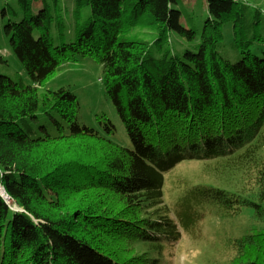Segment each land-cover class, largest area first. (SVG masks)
<instances>
[{
  "label": "trees",
  "instance_id": "trees-1",
  "mask_svg": "<svg viewBox=\"0 0 264 264\" xmlns=\"http://www.w3.org/2000/svg\"><path fill=\"white\" fill-rule=\"evenodd\" d=\"M16 1L22 19L5 29L32 85L0 75V264H164V249L182 240L176 220L198 223L211 210L226 221L244 209L263 227L228 241V264H264L263 169L255 189L200 184L186 192L176 220L166 207L148 216L163 204L165 177L178 165L226 160L242 169L255 161L264 141L263 12L243 0H205L198 51L179 58L169 49L151 52L171 33L195 38L181 24L177 0H76L91 17L74 42L60 46L45 34L35 39L27 27L38 1ZM44 16L45 27L48 9ZM145 30L157 32L154 43L125 38ZM86 58L102 67L132 150L81 124L69 88L40 94L61 66ZM101 119L114 134L108 116ZM63 143L64 151L50 149ZM32 151L37 155L28 156ZM2 189L25 213L10 210ZM90 190L100 191L99 200L67 204L64 195ZM139 242L154 253L129 258V245Z\"/></svg>",
  "mask_w": 264,
  "mask_h": 264
},
{
  "label": "rangeland",
  "instance_id": "rangeland-1",
  "mask_svg": "<svg viewBox=\"0 0 264 264\" xmlns=\"http://www.w3.org/2000/svg\"><path fill=\"white\" fill-rule=\"evenodd\" d=\"M37 1L33 12L35 19L29 21L27 27L35 39L43 37L42 35L45 34L51 38L54 46L74 42L79 35L80 28L91 17L90 8H78L76 0H60L58 3L55 0ZM177 1L178 4L175 8L182 12L181 24L188 30H194L195 38L190 41L187 37L171 33L162 47H158V45L151 47V52L155 55L160 51L164 52L169 49L173 56L182 58L186 51H198L202 29L208 19L207 3L205 0ZM243 1L251 9L261 10L264 17V0ZM43 3L46 4V9L49 10L52 17V20L45 27L43 22L46 9H43ZM21 19L22 14L16 0H0V75L7 76L14 82L32 85L24 66L11 49L9 35L5 29L9 22H20ZM229 31L231 28H226L225 36L227 38ZM133 36H139V39L154 43L157 32L155 30H145L140 33L135 31L133 35H126L125 38ZM225 56L227 59L235 61L233 55L228 51H225ZM102 78L103 69L98 63L90 58L80 59L76 63L61 66L47 84L43 85L40 94H43L44 91L54 92L61 88H69L79 100V121L81 124L94 129L121 147L132 150V142L125 124L107 95L101 82ZM103 114L108 116L115 127V132L112 135H108L104 130L105 122L103 119L100 122L97 120V116ZM1 145H4L3 141ZM68 146L72 147L71 145ZM66 147V143H63L50 149L58 148L64 151ZM256 150L255 161L250 162V165H246L242 169L235 168L234 163L228 164L226 160L191 161L178 165L165 177L163 204L149 210L148 216L156 218L158 217L155 216L156 212L166 207L169 216L176 220L177 214L181 213L180 204L184 203L186 192L193 186L200 184H208L232 192L238 190L244 192L243 187L255 189L256 174L258 171L264 170V141L259 143ZM14 155L23 158L19 153H14ZM36 155L37 153L34 151L28 154L32 157ZM78 192L72 195H64L68 205L72 203V206L76 205L75 207H77V205L90 204L91 200H95L101 194L97 190H90L80 195ZM1 194L4 202L13 213H25V210L14 200H11L3 189ZM107 198L109 197L107 196ZM96 200H99V197ZM203 213L205 215L198 223L186 225V223H180L176 220L180 227L182 240L179 244L164 249L162 255L164 264H228L234 255L228 241L250 234L251 229H258L259 231L263 227L255 223L248 209H244L241 216L228 218L226 221L219 219L214 211L203 210ZM114 249L118 250V247L115 246ZM129 249V258L154 253L146 242L132 243L129 245Z\"/></svg>",
  "mask_w": 264,
  "mask_h": 264
},
{
  "label": "crops",
  "instance_id": "crops-1",
  "mask_svg": "<svg viewBox=\"0 0 264 264\" xmlns=\"http://www.w3.org/2000/svg\"><path fill=\"white\" fill-rule=\"evenodd\" d=\"M43 33V32H42Z\"/></svg>",
  "mask_w": 264,
  "mask_h": 264
}]
</instances>
